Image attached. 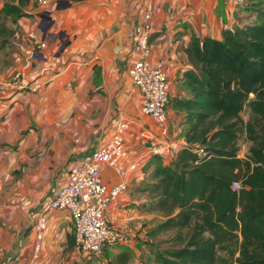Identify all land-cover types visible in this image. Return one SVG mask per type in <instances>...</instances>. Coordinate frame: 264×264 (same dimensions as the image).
Masks as SVG:
<instances>
[{
    "label": "crops",
    "instance_id": "crops-1",
    "mask_svg": "<svg viewBox=\"0 0 264 264\" xmlns=\"http://www.w3.org/2000/svg\"><path fill=\"white\" fill-rule=\"evenodd\" d=\"M242 2L52 0L44 7L28 4L30 16L18 20V40L14 41L13 74L20 72L21 83L13 87L0 77V264H80L85 259L74 242H68L74 233L68 213L47 215L36 258L33 225L43 202L66 183L69 168L106 144L121 118L129 121V129L120 162L127 165L139 159L141 165L125 177L126 191L106 211V218L128 238L110 251L115 256L121 249L129 250V264L148 254L143 242L158 221L156 216H162L138 208L145 195L135 189L146 179L156 155L141 133L149 131L162 143L184 141V113L168 105L167 121L161 126L141 111L142 95L133 87L129 69L136 59L134 43L142 14L148 4L153 5L151 59L163 64L168 99L188 98L191 94L182 75L190 67L189 43L205 36L220 39L224 28L237 24ZM40 13L45 16L41 18ZM42 42L45 47H40ZM175 155L159 156L166 163ZM238 157H244L240 150ZM102 177L107 187L119 180L109 167L103 168Z\"/></svg>",
    "mask_w": 264,
    "mask_h": 264
},
{
    "label": "trees",
    "instance_id": "trees-1",
    "mask_svg": "<svg viewBox=\"0 0 264 264\" xmlns=\"http://www.w3.org/2000/svg\"><path fill=\"white\" fill-rule=\"evenodd\" d=\"M30 2L38 5L37 0L4 1L0 21L30 16ZM240 12L247 15L238 16L233 29L224 28L220 39L205 36L189 43L190 67L182 76L191 95L167 103L184 113L187 145L166 163L154 155L135 189L145 195L138 208L162 216L143 242L152 264H221L222 249L238 251V264H264V0H243ZM10 30L12 40L18 27ZM247 108L250 117L243 123ZM242 126L251 146L240 158ZM233 182L240 187L232 189ZM167 232H173L164 241L170 247L158 252L152 239ZM74 241L73 233L68 242ZM131 259L123 250L107 264Z\"/></svg>",
    "mask_w": 264,
    "mask_h": 264
},
{
    "label": "built area",
    "instance_id": "built-area-1",
    "mask_svg": "<svg viewBox=\"0 0 264 264\" xmlns=\"http://www.w3.org/2000/svg\"><path fill=\"white\" fill-rule=\"evenodd\" d=\"M52 0H37L38 6L50 5ZM154 7L148 4L142 14V21L135 36L136 59L129 69L132 85L142 95L141 111L161 126L167 121V103L169 81L161 61H152L150 34ZM230 23L226 28L233 29ZM45 47V43H40ZM21 83L20 72H15L10 86ZM129 129V121L118 119L108 142L95 148L91 155L81 163L73 164L68 171L67 181L57 188L52 197L45 200L33 225L34 258L40 251L43 233L47 225V215L52 211H64L69 214L74 230V243L83 255H101L105 248L125 242L127 239L121 230L105 216L109 205L126 191L125 177L140 168L141 161L134 159L123 165L120 159L125 156L124 137ZM161 133L167 131L162 127ZM153 154L165 155L177 153L187 145L186 141L158 142L149 131L141 133ZM104 167L112 168L119 180L111 187L103 181ZM238 182L232 183V189L239 188Z\"/></svg>",
    "mask_w": 264,
    "mask_h": 264
},
{
    "label": "rangeland",
    "instance_id": "rangeland-1",
    "mask_svg": "<svg viewBox=\"0 0 264 264\" xmlns=\"http://www.w3.org/2000/svg\"><path fill=\"white\" fill-rule=\"evenodd\" d=\"M4 1H9V0H0V5L4 2ZM257 1V0H255ZM241 15L246 16L247 13L246 12H241ZM249 21V20H247ZM18 27V21H14L12 20V18H8L6 20L0 21V77H4V81H6L5 83H9L11 81V75L13 74V72L15 71L14 69H10V65H13L14 62H12V56L14 57V51L13 48L15 47V43L14 41L16 37L14 36V38L11 40L10 36L8 35V33L12 30H10L11 28L14 29ZM8 35V36H7ZM12 41V42H11ZM9 66V67H8ZM2 80V79H0ZM249 109H245L242 113V119H243V123L246 122L250 115H249ZM247 133L245 131L244 126H242V129L239 132V137H238V145H239V150L241 151L243 156H246L248 153V149L251 146V142L248 140L247 138ZM161 219L159 216H156V220ZM173 234V232H167L161 236H159L158 238L152 239V243L151 245H154L152 247H156V245H159L158 248V252L161 250V248H165V247H170V245H168L167 243H165L164 241L171 237ZM126 237V236H125ZM126 239L128 240V238L126 237ZM130 239V238H129ZM162 241V242H158V241ZM149 242H151L149 240ZM163 243V244H162ZM39 245H41V242L39 243ZM118 244L113 245V246H108L105 250V254H101L102 256H99L101 258H103V261L98 260L99 258L96 257H91L89 259H86L87 257H85V259H81L80 260V264H107V260L109 259L110 255H112L113 253H111V249L114 247H117ZM35 246V240H33V244L32 247ZM137 248H140L139 246ZM122 251V249L120 250ZM109 252V254H108ZM119 252V251H118ZM114 255V254H113ZM112 255V256H113ZM239 256V252L235 251L232 252V250H226V249H222L219 252V257L222 258V263L221 264H238L237 263V257ZM150 255L149 253L147 254L146 252L142 253V255H139V257L136 258V261L138 260V262L135 261L136 264H152L149 260ZM27 264H31V262L27 263Z\"/></svg>",
    "mask_w": 264,
    "mask_h": 264
},
{
    "label": "water",
    "instance_id": "water-1",
    "mask_svg": "<svg viewBox=\"0 0 264 264\" xmlns=\"http://www.w3.org/2000/svg\"><path fill=\"white\" fill-rule=\"evenodd\" d=\"M44 14L45 13H40L39 16L42 18L43 16H45ZM47 18H50V17H47Z\"/></svg>",
    "mask_w": 264,
    "mask_h": 264
}]
</instances>
